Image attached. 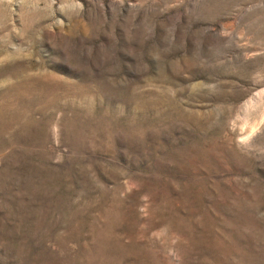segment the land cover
Listing matches in <instances>:
<instances>
[{
	"label": "rangeland",
	"instance_id": "1",
	"mask_svg": "<svg viewBox=\"0 0 264 264\" xmlns=\"http://www.w3.org/2000/svg\"><path fill=\"white\" fill-rule=\"evenodd\" d=\"M0 264H264V0H0Z\"/></svg>",
	"mask_w": 264,
	"mask_h": 264
}]
</instances>
